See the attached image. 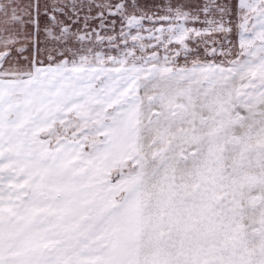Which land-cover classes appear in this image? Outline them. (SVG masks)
Here are the masks:
<instances>
[{
  "label": "snow or ice",
  "instance_id": "1",
  "mask_svg": "<svg viewBox=\"0 0 264 264\" xmlns=\"http://www.w3.org/2000/svg\"><path fill=\"white\" fill-rule=\"evenodd\" d=\"M0 264H264V0H0Z\"/></svg>",
  "mask_w": 264,
  "mask_h": 264
},
{
  "label": "rangeland",
  "instance_id": "2",
  "mask_svg": "<svg viewBox=\"0 0 264 264\" xmlns=\"http://www.w3.org/2000/svg\"><path fill=\"white\" fill-rule=\"evenodd\" d=\"M45 40V36L43 34V31L41 30V32L39 34H33L32 38H31V42L33 44H36L37 42H39L41 45L43 44Z\"/></svg>",
  "mask_w": 264,
  "mask_h": 264
}]
</instances>
